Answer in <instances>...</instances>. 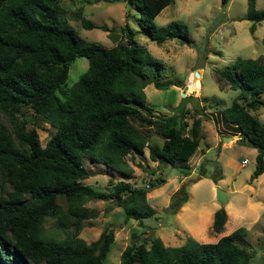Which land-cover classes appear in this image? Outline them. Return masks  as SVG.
Here are the masks:
<instances>
[{
    "label": "trees",
    "instance_id": "trees-1",
    "mask_svg": "<svg viewBox=\"0 0 264 264\" xmlns=\"http://www.w3.org/2000/svg\"><path fill=\"white\" fill-rule=\"evenodd\" d=\"M125 1L138 8L137 22L150 39L189 41L183 23L153 22L171 0ZM62 12L59 0H0V113L6 119H0V264H102L113 229L103 227L90 241L79 236L83 221L97 214L85 201L111 198L122 207L124 219L152 215L145 187L132 186L126 179L130 169L124 166V156L147 146L149 159L162 157V165L181 167L186 175L201 136L198 108H193L188 124L190 110L184 100L167 115L157 114L147 104L143 90L147 83L162 88L179 81L158 78L162 62L135 40L127 23L120 25L122 32L113 28L116 42L104 46L82 39L60 18ZM245 17L252 21L253 31L254 23L264 19V8H255L248 0ZM79 22L87 28L108 29L82 15ZM263 54L238 56L216 71L219 81L238 89L221 112L236 128L238 139L256 149L250 179L264 168V122L250 112L264 103ZM76 56H84L87 65L66 86L68 66ZM147 66L153 68L151 73L145 71ZM29 119L44 120L52 127L43 144L35 127L27 125ZM147 127L161 136L160 143L149 141ZM84 156L102 163L104 170L117 171L110 188L95 189L83 182L90 175ZM200 174H204L201 165L195 177H187L170 194L164 210L176 212L187 200V183ZM209 176L216 180L221 174L214 171ZM160 181L162 176L156 175L150 184ZM47 218L64 232L62 236L45 232ZM225 219L224 208L215 209L211 230L221 231ZM245 233L238 226L214 241L188 235L178 245L148 236L126 244L119 264H247Z\"/></svg>",
    "mask_w": 264,
    "mask_h": 264
},
{
    "label": "rangeland",
    "instance_id": "rangeland-1",
    "mask_svg": "<svg viewBox=\"0 0 264 264\" xmlns=\"http://www.w3.org/2000/svg\"><path fill=\"white\" fill-rule=\"evenodd\" d=\"M247 1L171 0L154 16L153 22L156 25H163L170 20L183 23L189 41L170 37L156 42L140 28L137 22L139 10L128 1L59 0L63 8L60 18L72 26L82 39L111 46L116 42L111 37L113 28L117 29L127 23L134 30L135 40L162 62L158 78L179 81V85L168 87L158 88L152 82L143 87L147 104L157 114H169L172 105L184 100L190 110L186 114L188 124L194 107L198 108L201 116V136L188 160V174L184 175L181 167L162 163L153 173H146L145 167L157 164V160L148 158L147 146L142 152L131 151L124 156V166L130 169L126 179L132 186L145 187L146 201L154 209L152 215L140 219H124L122 207L111 198L85 201V205L94 207L97 214L83 221L78 235L90 241L103 227L113 229V240L102 264H119V253L126 244L139 242L148 236H158L167 245L181 244L194 226H198L199 233L203 235L195 238L198 241H214L220 232L222 235L243 226L246 229V250L249 253L247 264H264V169L256 177L249 178L255 164L256 149L238 139L240 135L236 128L221 112L236 96L238 89L219 81L216 72L230 65L238 56L254 58L264 52V19L254 23L253 31L249 30L252 21L245 17ZM253 4L255 8H264V0H253ZM79 15L95 23H104L108 29L81 26ZM118 39H122L121 34H118ZM260 60L264 61V54ZM86 65L84 56L74 57L69 63L64 84L70 86ZM152 70L151 66L145 67L147 73ZM193 70L197 71V76L192 75ZM195 78L198 79L197 84L194 83ZM184 95L186 97L182 98ZM260 98L264 99V94H260ZM250 112L264 122V103ZM0 119L6 121L1 113ZM27 125L35 127L41 144L52 131V127L41 119H29ZM147 128L150 130L149 141L160 143L161 136L153 132L152 127ZM235 134L236 138L223 140L225 136ZM244 157L246 162L241 163L240 159ZM205 160H215L219 166L214 168L206 165ZM83 162L90 169V175L83 182L95 189L106 190L111 187L110 181L117 179V171L104 170L102 163L90 161L87 156L83 157ZM200 165L204 174L187 183L188 197L181 205L183 210L179 211L180 207L174 213L164 210L170 194L181 182L187 181V177H195ZM214 171L221 174L216 180L209 176ZM156 175L162 176L163 181L150 184ZM216 186L225 190V203L215 198ZM221 206L225 210L226 219L222 230L215 232L211 230L213 211ZM44 229L47 234L56 237L64 233L55 228L50 218L45 219Z\"/></svg>",
    "mask_w": 264,
    "mask_h": 264
},
{
    "label": "water",
    "instance_id": "water-1",
    "mask_svg": "<svg viewBox=\"0 0 264 264\" xmlns=\"http://www.w3.org/2000/svg\"><path fill=\"white\" fill-rule=\"evenodd\" d=\"M117 29L120 31L121 27L118 26ZM192 75L197 76V71H196V70H193V71H192ZM194 83L197 84V83H198V79L195 78ZM184 87H185V86H184ZM183 93H184V91L181 90V94H183ZM228 138H231V136H225V137L223 138V140H224V139H228ZM162 161H163L162 157H159V158L157 159V164H156V166L145 167V168H144V171H145L146 173H151L153 170H155V169H159V168L161 167V163H162ZM204 163H205L206 165H210V166H212V167H214V168H217V167L219 166L218 162L215 161V160H205ZM215 198H216L220 203H225V202H226L225 191H224L223 189H221L220 187H218V186L215 187Z\"/></svg>",
    "mask_w": 264,
    "mask_h": 264
},
{
    "label": "crops",
    "instance_id": "crops-1",
    "mask_svg": "<svg viewBox=\"0 0 264 264\" xmlns=\"http://www.w3.org/2000/svg\"><path fill=\"white\" fill-rule=\"evenodd\" d=\"M174 105H172L171 106V109H172V107H173ZM171 111V110H170ZM237 137V135L235 134V135H233V136H231V138H236ZM263 156H264V154H263ZM190 158V157H189ZM245 158V157H244ZM241 159H243V158H241ZM241 159H240V161H241ZM189 160V159H188ZM197 161V158H196V160L194 161V162H196ZM263 164H264V162H263ZM264 169V168H263ZM185 177V176H184ZM224 190V189H223ZM225 191V190H224ZM225 196H226V193H225ZM226 200H227V198H226ZM180 208L181 209H179V211H181V210H183V208L184 207H182V206H180ZM178 211V210H177ZM176 211V212H177ZM190 236H192L194 239L195 238H201L203 235L201 234V233H199V228H198V226H194V227H192L190 230ZM220 235H221V232H220ZM195 236V237H194ZM219 237V236H218ZM217 237V238H218Z\"/></svg>",
    "mask_w": 264,
    "mask_h": 264
},
{
    "label": "built area",
    "instance_id": "built-area-1",
    "mask_svg": "<svg viewBox=\"0 0 264 264\" xmlns=\"http://www.w3.org/2000/svg\"><path fill=\"white\" fill-rule=\"evenodd\" d=\"M245 162H246V158L241 159V163H245ZM143 185L146 186L147 185L146 182H144Z\"/></svg>",
    "mask_w": 264,
    "mask_h": 264
}]
</instances>
